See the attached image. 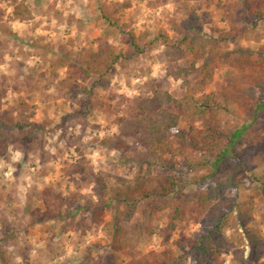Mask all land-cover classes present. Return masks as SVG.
<instances>
[{"label": "rangeland", "instance_id": "rangeland-1", "mask_svg": "<svg viewBox=\"0 0 264 264\" xmlns=\"http://www.w3.org/2000/svg\"><path fill=\"white\" fill-rule=\"evenodd\" d=\"M182 1L0 0V42L5 44L0 113L27 120L31 126L24 133L32 130L33 137L0 156V264H127L148 258L170 264L180 254L178 243L189 242L200 230L201 218L193 209H185L179 222L173 219L174 208H164L166 202L155 196L143 198L140 190L151 191L161 182L159 177L179 175L187 198L211 180L189 184L204 174L185 170L180 158L167 152H161L148 173L130 153L116 149L119 119L132 116L134 100L149 95L157 81L177 98L184 94L182 80L172 75L190 70L192 56L167 63L159 38L160 33L174 37L171 22L179 20ZM237 1L200 5L197 25L206 36L228 31L231 18L242 26ZM251 4L261 7L264 0ZM23 9L26 12L19 15ZM131 35L142 53L134 54ZM106 48L120 54L119 63L102 80H83L78 69L83 57ZM220 48L231 54L214 61L211 80L196 95L223 91L227 98L221 104L228 110L220 114L221 129L247 126L234 154L241 163L236 176L242 182L227 190L215 209L234 217L236 203L250 202L252 225L264 245V109L247 110L245 95L247 87L264 80V64L241 72L227 61L237 49L248 51L252 60L260 53L264 56V21L257 22L250 37L222 43ZM189 79L193 83L202 79L199 64ZM190 125L199 131L202 123L181 119L175 133L188 136ZM169 143L172 148L183 146L173 134ZM184 151L198 155L189 148ZM169 159L172 169L166 167ZM230 164L220 169L218 178L230 171ZM98 178L105 185L101 192L96 191ZM131 200L138 201L131 224L149 221L148 233L134 249L118 251L108 241L105 224L123 210L124 201ZM89 202L92 206L85 209ZM177 204L174 196L170 205ZM93 211H98L99 221ZM226 236L234 244L222 251L216 264H254L241 224L228 229ZM259 264H264V253Z\"/></svg>", "mask_w": 264, "mask_h": 264}, {"label": "trees", "instance_id": "trees-1", "mask_svg": "<svg viewBox=\"0 0 264 264\" xmlns=\"http://www.w3.org/2000/svg\"><path fill=\"white\" fill-rule=\"evenodd\" d=\"M209 1H182L179 20L171 22L174 37L169 38L163 33L159 35L164 46L163 56L167 63L179 62L186 55L192 56L190 70H178L172 75L174 80H182L184 94L177 98L164 88L161 81H157L151 87L149 95L134 100L132 116L119 119L116 149L121 154L130 153L134 157L133 160L144 166L148 173H151L158 163L161 152H167L172 156L179 157L185 170L204 174L201 177H193L189 184L199 185L207 180L213 182L187 198H184L182 193L185 181L179 175L159 177L161 182L155 185L151 191L140 190L143 198L148 199L155 196L166 202L164 208L167 206L174 208L173 219L179 222L187 208L193 209L196 216L201 218L199 219L200 230L192 235L189 242L180 241L178 243L180 254L170 264H183L187 260H192L196 264H200L201 260L209 264H216L222 251L234 244L226 236V231L239 223L243 228L249 247L248 258L254 264H259L264 253V245L257 227L252 225L251 203H236L234 217L229 212L219 214L215 209V203L224 196L225 192L242 182V178L236 176L242 171L241 163L237 161L238 157L234 154L239 137L247 125H242L233 131H224L221 129L220 114L222 111L228 110L227 105L221 104L226 101L225 93L219 91L218 94L214 92L199 96L196 94L202 90L204 83L211 80L214 61L231 54L229 51H222L221 44L250 37L257 22L264 21V4L255 8L252 6L251 0L237 1L236 5L241 8L242 26L237 27V21L231 18L232 23L228 31L220 33L217 37H209L197 25L199 21L197 11L200 5L208 4ZM23 10L18 14L24 15L26 9ZM104 17L107 18L106 15ZM131 40L134 54L142 53L143 48L134 42L132 35ZM4 46V42H0V58ZM233 54L227 61L241 72L256 69L259 65L264 64L262 53L258 55L257 60L250 59L251 54L241 49L235 50ZM120 59V54L114 53L108 48L88 51L78 69L81 71L83 80L91 77L102 80L113 70ZM197 64H199V74L202 79L193 83L189 76L192 71L197 69ZM245 95L247 96V110L264 109V80L247 87ZM181 119H187L191 123L201 122L202 126L199 131H195L190 125L188 136L175 133ZM29 126L31 124L27 120L16 119L8 113H0V156L4 155L14 144L25 143L33 138L32 130L24 133V129ZM172 134L181 141L183 148L170 146L169 137ZM18 135L20 137H17ZM184 148L196 151L198 155L189 156L185 153ZM229 162L231 163L230 171L218 178L220 169ZM115 167L119 168L116 164ZM166 167L173 168L171 159ZM96 180L99 183L96 191L101 192L105 189L103 180L102 178ZM117 180L119 179L117 178ZM174 196L177 198L178 204L172 207L170 202ZM90 206L92 203L89 202L84 205V208L89 209ZM137 208V200L124 201L123 210L105 224L106 236L113 249L132 250L148 233L149 221L145 224H131L137 213ZM97 212L93 211L92 213L95 221L100 220V217H97ZM169 227L170 230H174V223H170ZM127 264L164 263L148 258L132 259Z\"/></svg>", "mask_w": 264, "mask_h": 264}]
</instances>
